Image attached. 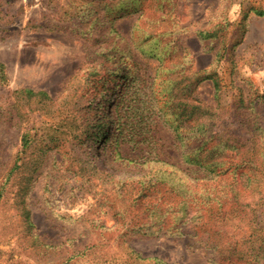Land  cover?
<instances>
[{"label": "rangeland", "instance_id": "1", "mask_svg": "<svg viewBox=\"0 0 264 264\" xmlns=\"http://www.w3.org/2000/svg\"><path fill=\"white\" fill-rule=\"evenodd\" d=\"M132 1L0 0V264H219L230 239L243 262L264 264L253 247L263 216L187 222L178 236L172 196L184 212L209 188L183 170L187 118L167 86L176 78L172 96L218 107L212 135L252 157L264 145L253 131L264 0Z\"/></svg>", "mask_w": 264, "mask_h": 264}, {"label": "trees", "instance_id": "2", "mask_svg": "<svg viewBox=\"0 0 264 264\" xmlns=\"http://www.w3.org/2000/svg\"><path fill=\"white\" fill-rule=\"evenodd\" d=\"M135 1L137 0H133L132 2ZM132 7L133 8H120L116 12L117 16L115 17H121V12L125 10L126 12L140 10V6L137 4ZM107 11L109 13V8H107ZM257 13L264 14V9L258 10ZM138 25H140L139 22L135 24L134 29H138ZM111 29L114 31V28ZM199 35L207 37V35L211 34L199 32ZM192 75H186L182 80H188V78L191 77L199 81V78H196L195 75L193 77ZM196 75H198L200 79L211 78L216 91L218 90V81L214 74L211 72L204 73L203 71H198ZM167 81L169 89L168 99L174 102L172 113L176 115V117L187 118L189 136L186 150L182 151L180 156L182 162L188 166L183 170H186L188 176L196 183H200L201 186L209 188L205 194L199 196L203 199L195 200L190 197L188 199L191 201V203L188 204L190 209H186L184 212L181 210L182 200H178L177 198L174 200L172 196V202L169 206L177 207L173 209V212L180 217L176 225L178 228H176L178 236L183 234L180 230L184 226L183 224L187 222H193L198 226L211 225L216 217H218L222 223L223 219H230L233 216L232 214H237L239 218L238 221H242L244 224V221H258L261 219V216L264 217V209H261L264 207V145L261 144L257 148L253 145L252 157H247V153L242 155L243 150L237 140H235L233 144L228 145V139L222 136L212 135L214 131L212 126H214L219 114L218 107L205 105L197 98H193L192 102L189 99H177L179 93L185 94L184 90L178 89L174 96L171 95L172 91H174L173 88L177 86L179 80L176 81V78H169ZM14 92H23L28 96L44 94L43 92H34L29 88L17 89ZM161 109L162 108H159V110ZM259 121L261 120L253 119V131L255 133H264V122ZM178 125L176 124L173 128L175 133L180 132ZM106 133L107 131L104 130L98 131L95 138L100 140L104 138L102 141H105L107 137ZM259 137L264 138V136ZM230 141H233V139ZM118 144L119 142L117 145ZM25 145L26 142L23 140V149ZM260 149H262L261 152H259ZM232 150H234V152H231ZM128 160H130L128 162H134L135 165H138L135 159L128 158ZM218 198L221 202L217 208H214L215 205L213 202H217L219 200ZM159 199L161 200L160 204H163V197L159 196ZM185 216L188 217V219L184 220ZM221 230L224 231L222 228ZM253 234H255L253 237V247L263 250L262 252L254 251L257 253L254 255L259 259L264 258V237L261 235L259 236L258 233ZM229 241L232 244L229 249L231 253H228L226 256L223 254L219 259L216 258V261L219 260L220 264L222 261L225 262L224 259L231 257L232 260H229L227 264H247L242 260L247 259L245 255H247L248 252L246 251L248 250L241 249L236 251L235 248H233L235 241L231 239ZM253 247L251 248L252 251ZM219 255L220 254H217L216 257H219ZM161 264L167 263L162 262Z\"/></svg>", "mask_w": 264, "mask_h": 264}]
</instances>
